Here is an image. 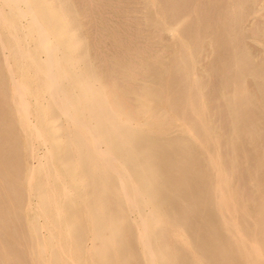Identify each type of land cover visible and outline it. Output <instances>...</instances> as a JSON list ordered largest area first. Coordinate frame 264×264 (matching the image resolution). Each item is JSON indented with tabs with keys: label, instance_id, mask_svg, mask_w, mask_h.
<instances>
[{
	"label": "bare ground",
	"instance_id": "1",
	"mask_svg": "<svg viewBox=\"0 0 264 264\" xmlns=\"http://www.w3.org/2000/svg\"><path fill=\"white\" fill-rule=\"evenodd\" d=\"M0 264H264V0H0Z\"/></svg>",
	"mask_w": 264,
	"mask_h": 264
}]
</instances>
